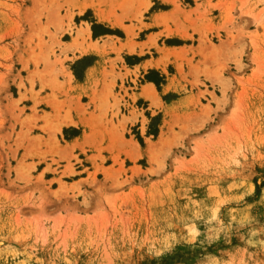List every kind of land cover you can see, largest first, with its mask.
Segmentation results:
<instances>
[{
	"label": "rangeland",
	"instance_id": "1",
	"mask_svg": "<svg viewBox=\"0 0 264 264\" xmlns=\"http://www.w3.org/2000/svg\"><path fill=\"white\" fill-rule=\"evenodd\" d=\"M139 1L97 3L113 17L133 11L123 15L129 28L132 18L142 25ZM151 1L148 11L166 8ZM84 2L0 0V264H264V0H206L201 10L170 1L166 20L178 31L163 32L188 46L166 63L185 84L171 77L166 125L157 114L144 132L142 118L141 133L127 127L137 111L124 98L134 100L136 81L115 64L116 38L99 42L111 44L103 91L80 102L64 88L75 48L66 45L81 19L95 20L88 7L78 13ZM206 8L221 11L217 21ZM194 55L209 60L206 71ZM71 112L87 131L67 142L81 129L65 127Z\"/></svg>",
	"mask_w": 264,
	"mask_h": 264
},
{
	"label": "crops",
	"instance_id": "2",
	"mask_svg": "<svg viewBox=\"0 0 264 264\" xmlns=\"http://www.w3.org/2000/svg\"><path fill=\"white\" fill-rule=\"evenodd\" d=\"M147 6H143L144 10L142 12L143 18L141 19L142 25L137 26V23L135 22L136 18H132L130 20L132 24V32H133V39L135 42V46L133 45V50L128 51L127 49H122L123 51L120 54V60L116 61V66L119 69V72L124 73V70L121 69L122 66H125L129 70V75L127 78L133 79L135 78L136 84H128L129 87L133 88L135 86L134 90L127 91L128 94H134V100H132L130 97H125L124 100L127 101L131 107H135L137 111L136 119H134L132 122L127 124V127L129 125H138V129L141 127V119L144 118V132L147 129L149 118L153 117L157 114H160V120L159 124H161L166 117L165 112H163L164 107H166V112L168 111L169 107L175 100H171L172 102H165L162 98L164 95L168 93H174L177 90L174 89L173 84L182 85L185 84L183 80H179V78L176 76V70L175 66L171 62H167L165 65L161 66H154L151 65L154 64V62L161 61L163 59V50L159 51V48L166 49H173L175 48H183L188 46L184 41L187 40L186 38H183L179 34L172 33L169 35L164 34L163 30L165 27H168L169 29H175L173 28V25L169 21L165 22H158L161 20V15L166 12L165 15H170V11H172V3L169 0H158V2L161 4H165L166 8H155L151 11H148L151 7L152 1L147 0ZM190 2L186 3L185 0H179V2L184 6L185 10L198 8V10H201L206 7V0H189ZM211 2H215V0H211ZM87 8V7H86ZM85 8V9H86ZM88 8L91 9V7L88 6ZM102 11L108 15V19H116L117 22H122L124 25L129 24L128 22H125L127 19L124 17V14H132L133 11H126V13H122L121 11L116 10V14L118 17H113L112 12H109L107 9V6H104L103 4L100 6ZM84 9V10H85ZM83 10V11H84ZM92 10V9H91ZM105 10V11H104ZM82 11V12H83ZM93 11V10H92ZM78 12V13H82ZM108 12V13H107ZM221 11L214 8H206V11L204 14H206L209 18L212 19V21H217L218 17L220 15ZM156 16L158 17V21L156 23L155 19ZM167 16V17H168ZM192 18L195 17V13L191 14ZM120 17V18H119ZM94 24L95 28H101V30H95V35H93L92 31V22H89L88 20L81 19L80 21L83 23H86L89 29V39L90 41L97 40V45L91 46L89 49H84L80 51L81 47L86 46L85 44H76V45H69L68 48L74 46L73 49L66 50V56L68 57L64 61V67L66 71H69V76H65L63 79L64 81V88L70 87L72 90H70V93L73 96L80 95V102H87L88 97L86 96V93L89 91H92L95 89L100 91H103V84L101 83V67L104 63L105 56L104 51H102V48L104 46H110V40L108 43H99L101 40L105 38H111V41H114V38H116L120 43L125 41L126 34L124 29L120 26L119 23H116L114 25L108 23L107 20H99L94 16ZM138 20V19H136ZM82 23V25H83ZM84 26V25H83ZM122 28H118V27ZM137 26V27H136ZM105 29H109V32H105ZM121 30L124 33V36H118L115 33V30ZM177 30V29H175ZM178 31V30H177ZM181 32V31H179ZM143 34L141 37L140 34ZM155 38L154 42H148L150 39L149 37ZM185 36V35H183ZM132 37V36H131ZM194 39H196V35L193 34L192 36ZM152 40V39H151ZM156 46H152L155 44ZM145 42L146 45L150 46H144L142 45ZM118 42L115 41V44L117 45ZM194 44V42L192 43ZM78 49V50H77ZM81 52V53H80ZM149 53V54H148ZM189 56V53L187 54ZM109 58H113L114 55L109 53ZM129 58L130 62L127 63L125 58ZM162 58V59H161ZM202 60L201 64L199 65V68L202 69V71H206L205 67H208L207 61L209 62L206 57H200L199 55H194L192 58V62L200 61ZM171 64L174 67V72H168L167 67ZM204 68V69H203ZM186 67H183V70L186 71ZM199 69V70H200ZM74 71L77 73V76L74 74ZM115 72H118L117 69H114ZM132 72V73H131ZM200 73V74H199ZM149 76V77H146ZM176 76V81L171 84V77ZM198 78L204 81H207L203 78V74H201L200 71H198ZM163 79V81H162ZM116 86L113 88L114 92H118L120 95H123V92L120 91L119 85L120 81L117 79L115 81ZM168 84H171V86L168 88V90L164 91L163 87L167 86ZM188 85V83H187ZM125 86V85H124ZM49 91H47L48 93ZM149 96V98L147 97ZM151 97V98H150ZM183 96H179L177 100L181 99ZM76 99V98H75ZM74 99V100H75ZM96 103L100 104L101 101L99 100V97L96 98ZM176 100V101H177ZM89 111L94 112L95 115L99 114V110L94 108V105L89 106ZM72 113V112H71ZM72 118L76 122V124H68L65 127H81L80 132L78 135L73 136L67 142H72L73 140H79L83 137L84 133L87 131V128L81 124L80 122H77V119L75 117V114L72 113ZM148 115V116H147ZM140 133L141 130L139 129Z\"/></svg>",
	"mask_w": 264,
	"mask_h": 264
},
{
	"label": "bare ground",
	"instance_id": "3",
	"mask_svg": "<svg viewBox=\"0 0 264 264\" xmlns=\"http://www.w3.org/2000/svg\"><path fill=\"white\" fill-rule=\"evenodd\" d=\"M94 1V0H93ZM98 1H101V0H98ZM97 1V2H98ZM136 1H138V0H136ZM171 1V0H170ZM173 2H174V0H172ZM92 3V2H90V0H89V2H84V3H80L79 5H77V10H78V12H82L86 7H91V9L93 10V14H94V16L96 17V18H98L99 20H107L108 21V23H110V24H112V25H114V24H116V23H119L120 24V26L124 29V31H125V34H126V38H125V41L124 42H121V43H119V45L116 47L117 49L116 50H121V49H127L128 51H131V50H133V45H134V43H132V40H131V36H132V34H133V32H132V27L131 26H129V28H128V26L126 25H124V24H122V22H117V20L116 19H108V15L107 14H105L103 11H102V9L100 8V5L98 4V3H100V2H98V3ZM130 2H131V0H130ZM140 2V4H138V2H136L138 5H141V3L143 4V6L145 7V6H147V3H148V1L147 0H145V1H139ZM127 4V3H126ZM132 4V3H131ZM136 4V5H137ZM130 5V4H129ZM176 10V9H175ZM180 10V9H179ZM105 11V10H104ZM139 12V11H138ZM108 13V12H107ZM166 14V12L165 13H163L160 17H161V20L163 21V22H165L164 21V19L166 20L167 18V16L168 15H165ZM84 25V26H83ZM83 25H79V27L77 28V29H75V35H73V37H72V39H71V41H70V43L68 42L67 43V45L66 46H69V45H76V44H81V45H83V44H85L86 46H84V47H81L80 48V51H82V50H84V49H89L91 46H96L97 45V40H94V41H90V40H87L86 41V39H89V29H88V26H87V24L86 23H83ZM131 27V28H130ZM172 31H169L168 29L166 30V33L167 34H169V33H171ZM149 41L148 42H154V40H153V38L150 36L149 37ZM152 39V40H151ZM176 52V50H165V55H164V59H163V61H157V62H154V64H152L151 63V65H154V66H159V65H161V66H163V65H165V63H166V61H167V59H168V57L170 56V55H173L174 53ZM162 59V58H161ZM67 75H69L68 73H67ZM111 79V78H110ZM112 80V79H111ZM58 108V107H57ZM56 108V109H57ZM63 122H64V124H73L74 123V121L71 119V118H69V117H67V119H65V120H63ZM59 123L58 122H56V123H53L52 125L53 126H55V128L56 129H59L60 128V125H58ZM166 125V122L164 121L163 122V126H165ZM163 136H164V131H161L159 134H158V138L161 140V138H163Z\"/></svg>",
	"mask_w": 264,
	"mask_h": 264
},
{
	"label": "trees",
	"instance_id": "4",
	"mask_svg": "<svg viewBox=\"0 0 264 264\" xmlns=\"http://www.w3.org/2000/svg\"><path fill=\"white\" fill-rule=\"evenodd\" d=\"M92 31H93V35H95V25L93 24L92 25ZM110 30L109 29H105V32H109ZM74 74L77 76V73L74 71ZM146 77H149V76H146ZM259 189V184L256 183V191H258Z\"/></svg>",
	"mask_w": 264,
	"mask_h": 264
}]
</instances>
